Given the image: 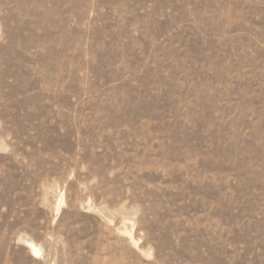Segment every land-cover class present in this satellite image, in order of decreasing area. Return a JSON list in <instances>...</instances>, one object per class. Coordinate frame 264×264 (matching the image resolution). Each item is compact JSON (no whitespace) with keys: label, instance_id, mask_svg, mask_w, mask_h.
Masks as SVG:
<instances>
[{"label":"rangeland","instance_id":"obj_1","mask_svg":"<svg viewBox=\"0 0 264 264\" xmlns=\"http://www.w3.org/2000/svg\"><path fill=\"white\" fill-rule=\"evenodd\" d=\"M0 264H264V0H0Z\"/></svg>","mask_w":264,"mask_h":264},{"label":"bare ground","instance_id":"obj_2","mask_svg":"<svg viewBox=\"0 0 264 264\" xmlns=\"http://www.w3.org/2000/svg\"><path fill=\"white\" fill-rule=\"evenodd\" d=\"M27 246L30 247L33 252H38V249H37L36 245L33 244L32 241H28L27 242Z\"/></svg>","mask_w":264,"mask_h":264}]
</instances>
